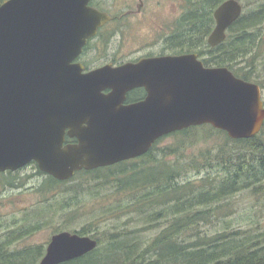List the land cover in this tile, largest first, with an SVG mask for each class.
Returning a JSON list of instances; mask_svg holds the SVG:
<instances>
[{
  "label": "water",
  "instance_id": "1",
  "mask_svg": "<svg viewBox=\"0 0 264 264\" xmlns=\"http://www.w3.org/2000/svg\"><path fill=\"white\" fill-rule=\"evenodd\" d=\"M91 1L8 0L0 6V174L35 162L66 182L81 171L143 157L160 139L192 127L210 125L232 140L260 134V86L228 68H205L196 54L83 74L73 62L110 20ZM242 14L237 0L223 3L209 45L222 44ZM139 87L146 100L125 106L127 93ZM97 248L92 237L61 232L40 264H63Z\"/></svg>",
  "mask_w": 264,
  "mask_h": 264
},
{
  "label": "trees",
  "instance_id": "2",
  "mask_svg": "<svg viewBox=\"0 0 264 264\" xmlns=\"http://www.w3.org/2000/svg\"><path fill=\"white\" fill-rule=\"evenodd\" d=\"M6 1L0 0V6ZM221 1L206 0L198 6L204 3L208 11ZM263 23L264 2L234 23V33L214 49L213 58L206 63L226 66L238 78L260 85L254 69L257 54L264 49V40L256 32ZM198 39L201 49L197 52L203 54L206 38L200 35ZM212 137H216L213 146L198 156H188L189 147ZM167 138H174L175 144L159 150ZM170 157L174 160L168 161ZM194 174L200 176L197 181L190 178ZM8 175V185L16 188V173ZM96 181L110 194L126 199L116 203L110 200L96 210L93 207L98 194L91 185ZM242 192L264 197V128L252 139L232 140L211 126L192 127L162 138L139 159L82 171L67 182L47 176L36 193L45 199L53 195L56 202H42L27 210L21 222H14L13 229L8 223L0 224V264H40L46 246L23 250L11 247L42 230L44 220L58 217L62 224L55 234L69 231L99 242L95 251L63 264H264L262 224L255 222L244 230L234 228L227 220L235 214L232 199ZM89 206L91 209L86 211ZM86 212L101 213L103 217L129 216L140 223L135 230L100 234L101 221L96 222L100 218H92L80 230L71 229L77 217ZM219 224L223 231L210 234L208 227ZM148 229L158 232L149 239L141 238L140 232Z\"/></svg>",
  "mask_w": 264,
  "mask_h": 264
},
{
  "label": "rangeland",
  "instance_id": "3",
  "mask_svg": "<svg viewBox=\"0 0 264 264\" xmlns=\"http://www.w3.org/2000/svg\"><path fill=\"white\" fill-rule=\"evenodd\" d=\"M135 1V0H131ZM180 2V1H179ZM176 0H169L168 2H164L162 5H151L147 11V19L142 23L141 28L138 31H131V35L125 37L121 32V25L117 26L116 29L119 31L116 33L114 37H112L108 44L118 46V45H142L147 44V42L152 41L154 38L153 29H158L160 24L164 22V20L171 21L176 13V6L178 7L179 4ZM244 8V14L250 11L251 9H255L258 4L264 2V0H240ZM106 7H117L122 8L125 10L127 8V0H105ZM126 7V8H125ZM150 18V19H149ZM124 34L127 27H123ZM258 33L261 34L262 39L264 40V23L261 25L260 28L257 29ZM153 44L158 45V49L161 48L160 43L158 41L153 42ZM126 50V47H125ZM262 52L258 53L255 63V75L256 81L260 83L263 89V99H264V49H261ZM240 67V66H238ZM216 141V137L206 138L203 141L197 142L194 146L189 147L187 150L188 156H198L200 155L208 146H213ZM175 139L174 138H167L165 141H162L159 145V150L166 148L168 146L174 145ZM161 154V151H158ZM174 157H170L168 161H173ZM15 184H17L16 188H12L8 185V180L10 179L8 173H4L0 176V224L6 225L7 223L13 229L15 227L14 222L18 221L21 222L25 217V213L27 210L38 206L39 203L42 202H56L53 199V195H48L47 198H42V195L36 193V188H39L44 180L47 178L45 174L38 169L37 165L31 164L23 168L22 170L18 171L15 175ZM191 179L197 181L200 176L197 174L190 177ZM101 183L99 181L92 182L91 185L95 187L93 190L94 194H98V198H95L94 202L95 205L93 208L99 210L102 208L105 203L113 200V202H119L120 200H125L126 196L118 197L113 194H110V191L106 189H102ZM21 188H20V187ZM105 194H108L104 196ZM119 198V199H118ZM112 202V203H113ZM111 203V205H112ZM234 212L235 214L229 217L227 220L228 222L232 223L234 228L242 227L244 230H248L251 228L253 223L260 222L264 227V197H253L248 192H242L238 194L236 197L232 199ZM91 206L86 208L90 210ZM98 215V217H97ZM97 215H90V212H86L83 217H77V221L70 225L71 229L73 230H80L82 227L86 226L87 224L91 223V219L100 218V234H104V232L113 231H126L127 229L135 230L138 227V223L136 221H131L129 216L124 217H103L101 213H97ZM96 223V224H97ZM60 217L54 220H44V225L42 230L37 231L33 235L25 237V239L18 242L14 245L12 250H23L26 247L31 246H39L44 245L47 246L55 234L57 228L61 226ZM222 224V223H221ZM221 224L218 227H214L213 225L208 227L210 230V234H213L216 231H223V227ZM142 228V227H140ZM207 229V227H206ZM157 229H148L143 230L140 232V237L144 239H149L157 234ZM4 233V232H2ZM103 236V235H101ZM106 245V244H105ZM103 245L102 247H105Z\"/></svg>",
  "mask_w": 264,
  "mask_h": 264
},
{
  "label": "flooded vegetation",
  "instance_id": "4",
  "mask_svg": "<svg viewBox=\"0 0 264 264\" xmlns=\"http://www.w3.org/2000/svg\"><path fill=\"white\" fill-rule=\"evenodd\" d=\"M168 1L135 0L133 2L127 0V8L125 7L126 9L124 10L123 7H106L105 0H92L89 6L107 14L110 20L98 29L96 36L88 41L82 54L73 64H80L83 67V74H88L108 66L119 68L127 64H138L148 59L196 54L205 68H227L226 66L216 67L213 64H207L206 60L213 58L214 49L223 45L228 40V37L234 33L232 32L233 24L227 29L226 40L222 44L217 47L209 45V37L217 26L215 11L228 0L221 1L217 6L212 4L208 11L205 10L206 6L204 3H202V7L198 6L200 2H205L206 0H176L180 2L178 7L176 6V13L173 19L171 21L164 20L162 24L158 25V29H153L154 35L152 37L154 39L152 41L138 46H114L108 44L110 39L119 31L116 29L117 26H122L120 29L125 37L131 35L133 30L140 32L139 29L142 23L147 19L149 7L152 4L154 6L162 5ZM199 19L201 20L199 21ZM124 26L125 28L127 27L126 34H124ZM200 35L206 38L204 40L206 50L203 54L197 52L201 49V47H198V36ZM155 41L160 43L161 48L158 49V45L153 44ZM110 92L111 90L107 89L103 93L107 95ZM147 96L148 93L145 88H135L127 93L124 105L129 106L140 103L145 101ZM66 143H76V140L68 138Z\"/></svg>",
  "mask_w": 264,
  "mask_h": 264
},
{
  "label": "bare ground",
  "instance_id": "5",
  "mask_svg": "<svg viewBox=\"0 0 264 264\" xmlns=\"http://www.w3.org/2000/svg\"><path fill=\"white\" fill-rule=\"evenodd\" d=\"M263 13V12H262Z\"/></svg>",
  "mask_w": 264,
  "mask_h": 264
}]
</instances>
